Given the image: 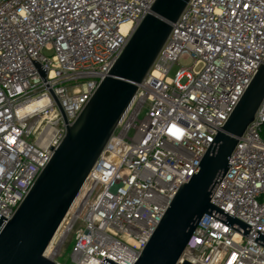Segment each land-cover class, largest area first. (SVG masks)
<instances>
[{
	"label": "built area",
	"instance_id": "2783aa9c",
	"mask_svg": "<svg viewBox=\"0 0 264 264\" xmlns=\"http://www.w3.org/2000/svg\"><path fill=\"white\" fill-rule=\"evenodd\" d=\"M155 1L0 0L6 221ZM187 58L192 64L171 77L174 64ZM263 62L264 0H190L87 178L99 189L45 256L57 264H101L105 256L134 264ZM211 202L249 229L212 211L177 264H264V100Z\"/></svg>",
	"mask_w": 264,
	"mask_h": 264
},
{
	"label": "water",
	"instance_id": "95a60500",
	"mask_svg": "<svg viewBox=\"0 0 264 264\" xmlns=\"http://www.w3.org/2000/svg\"><path fill=\"white\" fill-rule=\"evenodd\" d=\"M189 1H155L78 118L67 124L63 140L13 217L6 221L0 214V264H57L45 256L48 246ZM263 100L264 62L134 264H177L200 220L212 211L249 229L212 204L211 197ZM259 240L264 243V235ZM101 264L119 263L105 256Z\"/></svg>",
	"mask_w": 264,
	"mask_h": 264
},
{
	"label": "bare ground",
	"instance_id": "6f19581e",
	"mask_svg": "<svg viewBox=\"0 0 264 264\" xmlns=\"http://www.w3.org/2000/svg\"><path fill=\"white\" fill-rule=\"evenodd\" d=\"M128 27V24L124 25V28L126 29ZM99 189V184L93 183L92 181L87 180L86 184L84 185L80 195L77 197L73 205L71 206L68 214L66 215L64 221L60 225L56 235H59L62 233L63 230H65V224L67 223L70 216H79L82 215L84 212V207L82 206L85 204L89 198H92L97 190Z\"/></svg>",
	"mask_w": 264,
	"mask_h": 264
},
{
	"label": "rangeland",
	"instance_id": "374dc122",
	"mask_svg": "<svg viewBox=\"0 0 264 264\" xmlns=\"http://www.w3.org/2000/svg\"><path fill=\"white\" fill-rule=\"evenodd\" d=\"M192 64V60L191 59H180L178 64H174V66L171 68L170 70V76L174 77L176 72L180 70L181 67H188ZM189 71V70H187ZM187 82V77L183 76V78L179 81L180 85H184V83ZM80 226H77V228H79ZM72 248V244H68L67 247L65 248L64 251V257H67V255L70 253Z\"/></svg>",
	"mask_w": 264,
	"mask_h": 264
}]
</instances>
